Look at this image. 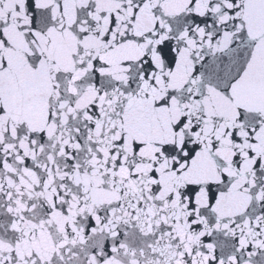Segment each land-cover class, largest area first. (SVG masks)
Listing matches in <instances>:
<instances>
[{"label": "snow or ice", "instance_id": "6c2138e0", "mask_svg": "<svg viewBox=\"0 0 264 264\" xmlns=\"http://www.w3.org/2000/svg\"><path fill=\"white\" fill-rule=\"evenodd\" d=\"M0 264H264V0H0Z\"/></svg>", "mask_w": 264, "mask_h": 264}]
</instances>
